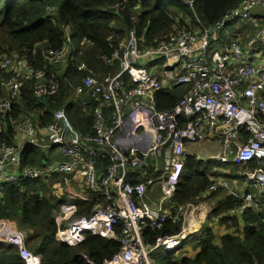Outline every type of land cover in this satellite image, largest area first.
I'll use <instances>...</instances> for the list:
<instances>
[{
  "label": "built area",
  "instance_id": "built-area-1",
  "mask_svg": "<svg viewBox=\"0 0 264 264\" xmlns=\"http://www.w3.org/2000/svg\"><path fill=\"white\" fill-rule=\"evenodd\" d=\"M178 1L192 12L196 29L170 33L148 47L141 45L135 30H129L120 50L105 59L108 64L119 62L115 74H96L84 63L76 64L85 75L66 104L81 99L82 107L90 105L95 115L92 136H83L74 128L65 108L54 112L44 127L22 114L11 121V137L0 135V195L6 184L43 181L58 174L60 180L51 186L61 202L54 213L58 226L70 221L79 202H90V194L105 200L99 204L95 199L89 214L58 227L55 234L58 244L70 247L81 245L86 234L118 240L119 250L101 264H156V250L169 254L186 240L181 227L176 234L158 236L153 244L145 243L143 234L162 230L167 220L186 218L188 210L190 214L198 211L195 202L177 205L174 210L168 207L184 168L187 144L218 138L220 150L215 158L240 166L238 176L246 189H254L264 199V0H243L208 25L196 12V0ZM247 23L251 31L243 41L238 33L221 38L220 31L228 26ZM64 31L65 45L46 53L56 67L73 56L69 28ZM0 67L10 73L2 83L5 94L0 98V111L11 109L25 81H33L37 97L57 91L56 82L25 57H3ZM173 85L189 88L172 107L158 109V92ZM28 147L44 152L53 148L58 154H52L51 166L45 165L46 159L41 166L23 165ZM58 155L63 158L57 159ZM213 180L205 195L226 189L242 200L238 210H231L232 215L248 208L264 211V203L255 201L249 191L242 194L230 189L224 178ZM155 184L159 196L151 203L147 191ZM0 242L17 247L25 264H42L41 257L25 246V234L15 221L0 219ZM81 256L93 264L85 254Z\"/></svg>",
  "mask_w": 264,
  "mask_h": 264
},
{
  "label": "trees",
  "instance_id": "trees-1",
  "mask_svg": "<svg viewBox=\"0 0 264 264\" xmlns=\"http://www.w3.org/2000/svg\"><path fill=\"white\" fill-rule=\"evenodd\" d=\"M242 1L196 0L195 9L201 22L208 25L221 19ZM121 2H124L122 8L112 7ZM197 26L192 12L178 0H0V60L12 54L25 57L29 64L45 71L46 76L57 84L55 94L37 97L33 93V81H25L20 95L12 100L11 109L0 111V135L11 137V121L22 114L32 116L39 127H44L52 121L54 112L65 108L74 128L83 136H92L95 115L90 105L82 107L81 99L66 104V99L74 88L81 85L85 75L84 71L76 69V64L84 63L96 74H115L119 71V62L108 64L105 59L116 49L120 50L129 30H135L141 45L148 47L170 33L196 29ZM65 27L69 28L73 56L69 55L65 64L56 67L49 63L46 53L65 45ZM9 76L10 73L0 67V98L5 94L2 83ZM188 88L173 85L159 91L157 108L172 107ZM99 106L104 113L107 112L103 103ZM26 153L23 165L37 166H41L48 155L52 158V154H58L56 149L44 152L37 147H28ZM250 166L254 167L255 163ZM226 168L237 175L240 170V166L234 163L213 158L204 161L186 155L175 195L168 207L174 210L177 205L188 202H210L218 197L217 194L221 195L212 203L213 208L200 231L188 236L194 254L176 259L174 252L166 253L156 260V264H264V211L255 212L248 208L238 216L232 215L231 210L241 204L239 198L217 193L222 190L205 195L214 182L211 178L215 176L214 170ZM58 180L60 176L53 174L43 181L23 180L18 184H6L0 195V219L16 222L25 234V246L41 257L42 264H90L81 254L93 264H101L119 250L118 240L86 234L81 245L70 247L58 244L55 234L58 227L63 228L89 214L95 199L99 204H105V200L100 195L90 194V202H79L70 221L58 226L54 213L61 202L51 190L52 184ZM181 224V218L167 220L162 230H147L143 239L145 243L153 244L158 236L178 233ZM214 225L222 228L221 235L217 234ZM120 228L121 224L117 225L115 232L119 233ZM0 264L25 263L19 257L17 247L0 242Z\"/></svg>",
  "mask_w": 264,
  "mask_h": 264
},
{
  "label": "crops",
  "instance_id": "crops-1",
  "mask_svg": "<svg viewBox=\"0 0 264 264\" xmlns=\"http://www.w3.org/2000/svg\"><path fill=\"white\" fill-rule=\"evenodd\" d=\"M250 31H251V27H250V25L248 23L245 26H243V27L239 26V24H238V27L232 32V34H237L238 33V39L240 41H243L245 36H246V34L249 33ZM221 38L225 39L226 35H221ZM74 46H76V45L74 44ZM72 47H73V44H72ZM262 53L264 55V50L262 51ZM213 142L215 143V149H213L210 153H207L205 151H200V149H209V147H211V144ZM217 142H218V146H217ZM219 150H220L219 139L218 138L212 139L210 137L206 138L203 142H201V145H199V146L196 145V144H194V145L187 144L185 146L186 154L187 155L188 154L189 155H194L197 158H199L197 155L200 154V152L204 153L205 155H209L211 153H216L217 154L219 152ZM61 158H63V157L61 156ZM57 159H60V158L57 157ZM209 159H212V158H209ZM220 170H222V169H220ZM217 171H219V170H217ZM211 178L214 179L215 178L214 175H212ZM229 180H230V184L233 183V186H230V185L228 186L230 189L239 191L242 194L244 192L249 191L252 195H254V200L255 201H262L264 203V199H260V198L257 197V191H255L254 189H246L245 184L243 183L242 179L239 176H238V180L235 179L234 177H232ZM219 190L220 189L216 190L215 192H217ZM226 193H228V195H229L228 190L226 191ZM158 196H159V187L155 184L150 190L147 191V199L151 203H155V201H157V199H158ZM195 203L197 205L198 211L195 210L194 213L190 214V211L188 210L186 218L182 217L181 230L184 231V233L186 234V239H188L189 235L200 231V228L202 227L203 223L205 222L206 217L210 214V212H211V210L213 208L212 203H210L207 200L198 201V202H195ZM241 204H242V200H241ZM241 204H240V206H241ZM240 206L236 210H238L240 208ZM195 215H198L199 218H196ZM233 215L238 216L239 214L235 213ZM214 227L216 228L218 235H221L223 233L221 227H219L217 225H214ZM193 254H194V252H192L191 254H188L186 256L190 257Z\"/></svg>",
  "mask_w": 264,
  "mask_h": 264
},
{
  "label": "rangeland",
  "instance_id": "rangeland-1",
  "mask_svg": "<svg viewBox=\"0 0 264 264\" xmlns=\"http://www.w3.org/2000/svg\"><path fill=\"white\" fill-rule=\"evenodd\" d=\"M256 8V7H255ZM255 8H253V9H255ZM238 27V24H232V25H230V26H228L226 29H224V30H222V31H220V35H226V36H229V35H231L232 34V32L236 29ZM151 71H154V69H151ZM210 138H212V139H214V138H216V137H210ZM196 145H201V143H199V144H196ZM217 146H218V142H217ZM213 149H215V143L213 142L212 144H211V147H209V149H200V151H205V152H207V153H210ZM48 154V153H47ZM199 158L198 159H201V160H207V159H209V158H213V159H216L215 157H216V153H211V154H209V155H205L204 153H201L200 152V154H198L197 155ZM211 156V157H210ZM229 159H231V157H229ZM217 160V159H216ZM52 163H53V159L51 158V157H49V155H48V158L46 159V164L45 165H47V166H51L52 165ZM215 174V178H225L226 180H227V185L229 186H233V183L232 184H230V180L229 179H231L232 177H234L235 179H237L238 180V175L237 174H235V172H233L230 168H226V169H223V171L222 170H219L218 172H215L214 173ZM241 185V184H240ZM220 190H222V191H220V192H217V193H223V194H225L226 193V189H220ZM225 190V191H224ZM241 190V189H240ZM241 193V192H240ZM218 195V197H220V195L221 194H217ZM217 197V198H218ZM216 198V199H217ZM216 199H214V200H211L210 201V203H214V201H216ZM212 206H213V204H212ZM196 216V218H199V216L198 215H195ZM204 224V223H203ZM190 242V240L189 239H187V240H185L184 241V243L182 244L183 245V247L181 248V246L177 249L176 248V250H174V251H172V252H174L173 254V256L177 259V258H180V257H183V256H186V255H188V254H191L192 252H193V250H192V248H191V246H192V244L190 245V244H188ZM191 248V249H190ZM171 252V253H172ZM164 254H166L164 251H162V250H160V249H158V250H156L154 253H153V259L156 261L157 259H159V258H161V256H164Z\"/></svg>",
  "mask_w": 264,
  "mask_h": 264
},
{
  "label": "bare ground",
  "instance_id": "bare-ground-1",
  "mask_svg": "<svg viewBox=\"0 0 264 264\" xmlns=\"http://www.w3.org/2000/svg\"><path fill=\"white\" fill-rule=\"evenodd\" d=\"M167 17V16H166ZM158 18V17H157ZM85 133V132H84ZM172 244V243H171ZM172 247L174 248V247H176V244H174V245H172Z\"/></svg>",
  "mask_w": 264,
  "mask_h": 264
},
{
  "label": "water",
  "instance_id": "water-1",
  "mask_svg": "<svg viewBox=\"0 0 264 264\" xmlns=\"http://www.w3.org/2000/svg\"><path fill=\"white\" fill-rule=\"evenodd\" d=\"M60 245H63V246H65L64 244H62V243H59Z\"/></svg>",
  "mask_w": 264,
  "mask_h": 264
}]
</instances>
